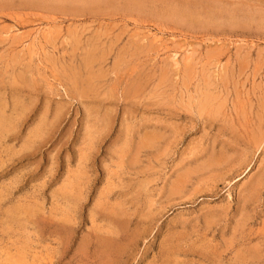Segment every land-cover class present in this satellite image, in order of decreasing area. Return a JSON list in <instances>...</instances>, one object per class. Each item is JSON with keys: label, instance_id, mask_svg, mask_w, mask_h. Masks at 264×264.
<instances>
[{"label": "rangeland", "instance_id": "374dc122", "mask_svg": "<svg viewBox=\"0 0 264 264\" xmlns=\"http://www.w3.org/2000/svg\"><path fill=\"white\" fill-rule=\"evenodd\" d=\"M30 1L0 0V264H264V0Z\"/></svg>", "mask_w": 264, "mask_h": 264}, {"label": "bare ground", "instance_id": "6f19581e", "mask_svg": "<svg viewBox=\"0 0 264 264\" xmlns=\"http://www.w3.org/2000/svg\"><path fill=\"white\" fill-rule=\"evenodd\" d=\"M46 1V0H45ZM71 1V0H70ZM70 1H69V4H70ZM79 1V0H78ZM86 1H89V0H86ZM86 1H85V3H86ZM100 1V0H99ZM107 1H109V0H107ZM28 2L29 3H31V1L30 0H28ZM47 2V1H46ZM51 2V1H50ZM53 2V1H52ZM58 2V1H57ZM98 2V1H97ZM106 2V1H105ZM43 3V2H42ZM49 3V2H48ZM59 3H61V2H59ZM73 4H74V2H72ZM71 3V5L73 6V4ZM83 3V2H82ZM84 3V4H85ZM127 3H129L130 4V1H127L126 0V4H125V6H129V4H127ZM36 4V3H35ZM62 4H64V2L62 3ZM61 4V5H62ZM88 4V3H87ZM93 4V3H92ZM92 4H91V6H92ZM37 5H38V3H37ZM48 5V4H47ZM57 5H59L60 6V4H57ZM79 5V4H78ZM86 5V4H85ZM85 5L83 6V7H85ZM96 5V4H95ZM27 6V5H26ZM35 6V5H34ZM68 6V5H67ZM76 6V5H75ZM80 6H82V5H80ZM89 7H90V4L88 5ZM101 6V5H100ZM39 7V6H38ZM50 7V6H49ZM53 7H56V6H53ZM52 7V8H53ZM93 7V6H92ZM107 7V6H106ZM136 7V6H135ZM72 8V7H71ZM61 9H63V8H61ZM61 9H58V10H61ZM69 9V8H68ZM79 9V8H78ZM77 8H76V12H77V10H78ZM82 9V8H81ZM100 9V8H99ZM64 10H65V8H64ZM69 11V10H68ZM74 11V10H73ZM85 11V10H84ZM69 82V81H68ZM209 98V97H208ZM210 102V101H209ZM201 103V102H200ZM218 107V106H217ZM221 107V106H220ZM235 115V114H234ZM258 116V115H257ZM258 124V123H257ZM258 133V132H257Z\"/></svg>", "mask_w": 264, "mask_h": 264}]
</instances>
